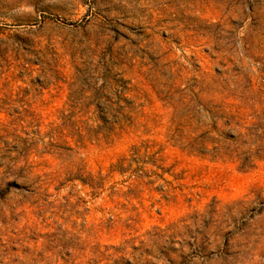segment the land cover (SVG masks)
I'll return each instance as SVG.
<instances>
[{
	"label": "rangeland",
	"instance_id": "rangeland-1",
	"mask_svg": "<svg viewBox=\"0 0 264 264\" xmlns=\"http://www.w3.org/2000/svg\"><path fill=\"white\" fill-rule=\"evenodd\" d=\"M0 264H264V0H0Z\"/></svg>",
	"mask_w": 264,
	"mask_h": 264
},
{
	"label": "bare ground",
	"instance_id": "bare-ground-1",
	"mask_svg": "<svg viewBox=\"0 0 264 264\" xmlns=\"http://www.w3.org/2000/svg\"><path fill=\"white\" fill-rule=\"evenodd\" d=\"M13 23H21V22H17V21H12Z\"/></svg>",
	"mask_w": 264,
	"mask_h": 264
}]
</instances>
